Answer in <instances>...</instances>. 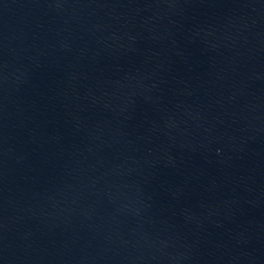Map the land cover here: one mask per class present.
<instances>
[{
    "label": "water",
    "instance_id": "obj_1",
    "mask_svg": "<svg viewBox=\"0 0 264 264\" xmlns=\"http://www.w3.org/2000/svg\"><path fill=\"white\" fill-rule=\"evenodd\" d=\"M0 264H264V0H0Z\"/></svg>",
    "mask_w": 264,
    "mask_h": 264
}]
</instances>
